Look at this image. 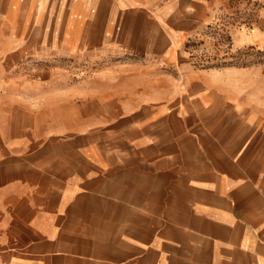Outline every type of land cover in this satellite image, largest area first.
Segmentation results:
<instances>
[{
	"label": "crops",
	"instance_id": "obj_1",
	"mask_svg": "<svg viewBox=\"0 0 264 264\" xmlns=\"http://www.w3.org/2000/svg\"><path fill=\"white\" fill-rule=\"evenodd\" d=\"M241 5L0 0V264H264V72L184 56Z\"/></svg>",
	"mask_w": 264,
	"mask_h": 264
},
{
	"label": "rangeland",
	"instance_id": "obj_2",
	"mask_svg": "<svg viewBox=\"0 0 264 264\" xmlns=\"http://www.w3.org/2000/svg\"><path fill=\"white\" fill-rule=\"evenodd\" d=\"M258 5H254L255 13ZM250 10L249 5H241L224 14L222 22L212 24L198 37L192 38L186 45L185 60L199 70H214V68L256 66L264 72V48L232 47V29L246 22ZM261 70V71H262ZM264 74L255 75V82H263Z\"/></svg>",
	"mask_w": 264,
	"mask_h": 264
}]
</instances>
